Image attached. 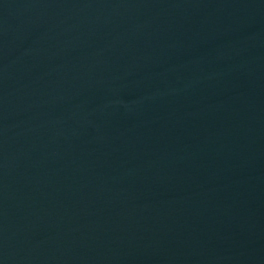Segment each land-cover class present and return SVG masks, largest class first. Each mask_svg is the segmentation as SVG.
<instances>
[{"label": "water", "instance_id": "obj_1", "mask_svg": "<svg viewBox=\"0 0 264 264\" xmlns=\"http://www.w3.org/2000/svg\"><path fill=\"white\" fill-rule=\"evenodd\" d=\"M0 264H264V0H0Z\"/></svg>", "mask_w": 264, "mask_h": 264}]
</instances>
